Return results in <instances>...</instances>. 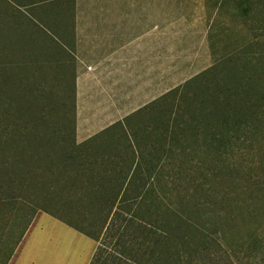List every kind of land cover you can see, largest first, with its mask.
<instances>
[{"label": "trees", "instance_id": "1", "mask_svg": "<svg viewBox=\"0 0 264 264\" xmlns=\"http://www.w3.org/2000/svg\"><path fill=\"white\" fill-rule=\"evenodd\" d=\"M241 7L246 17L251 0ZM0 24L11 40L0 44V212L10 214L4 230H19L13 249L42 212L97 244L90 264L168 263L171 250L202 245L200 236L234 200L248 208L264 202V190L238 192L234 173L237 158L264 140V45L247 44L239 59L218 61L186 82L175 97L191 99L188 119L164 123L162 158L146 169L139 161L130 174L134 161L98 157L90 144L76 143L70 64L34 44L26 16L4 0ZM176 150L190 151L177 166L193 170L163 172ZM112 250L120 255L114 263Z\"/></svg>", "mask_w": 264, "mask_h": 264}, {"label": "crops", "instance_id": "2", "mask_svg": "<svg viewBox=\"0 0 264 264\" xmlns=\"http://www.w3.org/2000/svg\"><path fill=\"white\" fill-rule=\"evenodd\" d=\"M11 1L32 27L34 44L71 66L76 143L90 144L98 157L134 161L130 174L139 161L141 169L149 168V160L156 164L164 123L174 121L175 93L196 76L180 78L174 66L194 61L200 20L195 5L187 7L185 0ZM182 70L186 73L185 66ZM19 253L12 254L10 264Z\"/></svg>", "mask_w": 264, "mask_h": 264}, {"label": "rangeland", "instance_id": "3", "mask_svg": "<svg viewBox=\"0 0 264 264\" xmlns=\"http://www.w3.org/2000/svg\"><path fill=\"white\" fill-rule=\"evenodd\" d=\"M185 2L187 7L195 5L194 12L200 16V20L195 24L194 61L185 65L182 63L174 65L180 72V78L183 74L186 77L197 76L202 70H208L218 61H225L228 57L239 59L238 53H241L247 44L264 45V37L260 36L264 33V8L260 4L261 0H251L252 11L246 17L243 16L241 7L243 0H185ZM3 26L5 25L0 24L2 45L11 41L10 31ZM262 49L264 51V48ZM184 66L186 73L182 70ZM189 99L184 95L172 105L176 121H180L181 117L183 120L188 119L187 113L191 108ZM253 149L245 158H237L239 162L236 163L237 170L234 172L235 184L236 190L242 191V194L246 190L255 192L264 190V140ZM187 152L190 151H174L170 156L172 164L165 167L163 172L173 174L178 170L186 172L189 169L193 170L189 165L177 166L181 162L177 158L184 157L186 155L184 153ZM188 158L185 162H189ZM233 186L235 185H226L225 191H230ZM249 186L251 189H247ZM171 187L173 188L172 185ZM234 201L230 208L216 218L218 226L208 231V236H200L204 239L202 245L197 247L193 244L185 254L186 246L177 253L171 250L174 258L170 257L168 263L159 260L157 264H264V202L256 205L248 202L252 205L248 208L241 197ZM7 214V211L0 212V264H10L11 255L18 249L20 253L15 264H90L97 244L42 212L35 216L19 247L13 249L19 230L15 227L16 230L11 232L10 225L4 230L10 216ZM107 249L110 252L111 246ZM112 252L115 258L112 257L110 262L114 263L120 255L113 250ZM123 260L126 263L122 264L134 263L125 258ZM134 264H137V261Z\"/></svg>", "mask_w": 264, "mask_h": 264}]
</instances>
